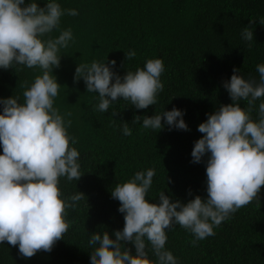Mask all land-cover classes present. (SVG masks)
<instances>
[{
	"label": "trees",
	"instance_id": "trees-1",
	"mask_svg": "<svg viewBox=\"0 0 264 264\" xmlns=\"http://www.w3.org/2000/svg\"><path fill=\"white\" fill-rule=\"evenodd\" d=\"M43 6L44 0H38ZM62 8H75L77 16L61 17V28L72 29L74 41L61 49L60 67L53 73L61 84L54 106L70 113L68 132L77 138L73 145L80 152L81 177L75 181L60 178L64 195L85 194L78 208L69 209L73 221L64 238L50 252L38 251L30 258L19 254L18 246L0 244V264H90L87 244L92 232L123 228L119 201L111 196L117 183L130 179L136 171L156 170L148 192L157 202L164 191L172 200L186 202L195 195L206 197V156L192 162L194 141L203 134L197 130L220 104L231 103L223 81L233 69L244 78L259 76L256 65L264 63V0H59ZM257 18L252 30L254 40L246 42L241 31ZM59 33L54 31L51 35ZM129 49L136 51L130 60ZM162 59L163 91L156 104L136 109L122 99L114 101L107 112L95 110L98 94L87 92L82 79L73 80L76 65L92 60L115 59L114 71L123 76L127 70L143 67L146 59ZM39 69L20 66L0 69V97L19 95L22 85L31 82ZM259 101L257 102V104ZM173 106L184 110L188 130L165 124L158 131L132 123L134 115H153ZM243 107V102H241ZM116 112L112 114V111ZM255 117V112H253ZM121 121L129 122L130 136L121 132ZM163 123V119H162ZM2 151V148H0ZM191 190V191H189ZM215 235L191 241L193 235L174 225L167 230L165 247L179 264H264V185L259 200L241 207L231 219L214 229ZM126 247L135 251L131 242ZM150 258L155 260L149 252Z\"/></svg>",
	"mask_w": 264,
	"mask_h": 264
},
{
	"label": "clouds",
	"instance_id": "clouds-1",
	"mask_svg": "<svg viewBox=\"0 0 264 264\" xmlns=\"http://www.w3.org/2000/svg\"><path fill=\"white\" fill-rule=\"evenodd\" d=\"M65 14L79 13L62 8L59 0H44L43 6L38 0H0V69H39L22 85V102L19 95L0 97V244L18 246L24 258L50 252L73 223L68 210L78 208L86 197L78 190L64 195L59 187L61 177L77 181L84 173L80 152L73 146L77 138L68 132L72 121L66 117L71 114L54 106L61 84L53 69L60 67L61 49L75 39L70 27L60 26ZM256 19L242 29V40H254ZM258 22L264 25V18ZM54 31L59 34L52 36ZM135 56L134 49L125 52L127 60ZM105 60L81 61L74 70L73 80L82 79L87 92L98 94L95 110L105 113L120 99L136 109L156 104L164 89L162 59H146L143 67L123 76L114 71L115 59ZM256 71L258 80L246 79L234 68L223 81L231 103L220 104L197 126L203 135L194 141L191 157L194 163L207 157L206 197L181 202L160 191L158 201L150 202L146 197L156 170L136 171L111 190L120 202L123 228L112 235L107 230L88 235L90 264H179L165 247L168 229L179 225L193 235L195 245L215 235L214 229L241 207L259 200L264 185V63L257 64ZM183 116L184 110L173 106L150 116L134 115L131 122L146 130L158 131L165 124L169 130H188ZM121 122L122 134L130 136L129 122Z\"/></svg>",
	"mask_w": 264,
	"mask_h": 264
}]
</instances>
